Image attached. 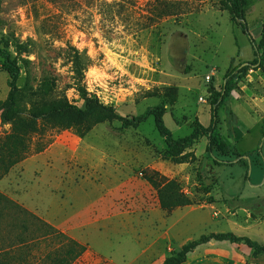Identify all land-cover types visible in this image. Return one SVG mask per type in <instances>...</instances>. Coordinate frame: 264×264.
<instances>
[{
  "label": "rangeland",
  "instance_id": "374dc122",
  "mask_svg": "<svg viewBox=\"0 0 264 264\" xmlns=\"http://www.w3.org/2000/svg\"><path fill=\"white\" fill-rule=\"evenodd\" d=\"M245 20L264 56V0H248ZM0 38L17 59L18 85L28 71L34 86L49 80L52 96L82 105L85 95H96L122 115L161 105L174 138L189 134L195 121L209 125L225 74L248 66L216 110V130L243 155L239 162L207 153L206 137L174 160L151 115L136 128L113 120L81 134L45 131L47 143L29 154L32 161L0 171V192L86 249L66 253L28 221L22 233L26 216L7 209L0 264H161L209 232L264 243V62L248 65L254 47L222 0H0ZM17 43L27 51L17 53ZM70 47L88 57L81 76ZM8 78L0 58V99ZM7 131L0 123V135ZM213 155L233 162L214 163ZM154 172L175 179L192 203L161 209ZM17 235L27 241L17 243ZM215 245L221 253L197 246L182 264H264L244 244Z\"/></svg>",
  "mask_w": 264,
  "mask_h": 264
},
{
  "label": "trees",
  "instance_id": "16d2710c",
  "mask_svg": "<svg viewBox=\"0 0 264 264\" xmlns=\"http://www.w3.org/2000/svg\"><path fill=\"white\" fill-rule=\"evenodd\" d=\"M222 3L229 11L231 18L241 27L242 32L248 36L251 45L254 47V58L248 65H263V53H259V45L250 36L245 20V7L248 4V0H222ZM27 48V43H17L15 51L21 53L27 51ZM70 50L72 52L69 60L72 63L74 72L81 76L83 69L88 63V57L75 47H70ZM0 58L2 69L8 74V85L10 88L6 97L0 99V123L9 126V131L0 135V171L6 170L30 153L39 151L44 147L47 142H42L41 140L47 130L71 129L77 134H81L84 126H92L113 120L120 121L125 127L136 128L149 115L153 116L156 130L164 138L169 153L176 161L181 158L187 149L197 143L201 137H206L205 150L210 155L213 154V151H216L221 157L233 156L237 162L243 158V155L233 149L217 132L216 110L224 99L229 97L232 89L236 87L235 74L246 71L248 66L244 63H239L228 71L224 76L220 91L214 93L209 125L203 126L199 121H195L189 134L174 138L170 129L164 124L161 105L148 106L141 114L137 115L119 114L114 106L105 104L96 95H85L83 104L77 105L69 101L65 96H52L53 89L47 78L34 86L28 71H26L24 83L21 86L18 85L20 67L17 64L16 57L8 49L7 43L1 38ZM169 96L171 101L175 99L173 93H169ZM32 135H37L38 139L33 140ZM213 162L221 164L233 161L213 155ZM154 176H158L160 181V186L156 190V200L161 209L172 210L192 203V199L182 190L181 185L175 179L168 178L157 172H154ZM7 209L26 216L25 223L21 224L22 233L27 230L28 221L29 226L33 225L34 230H38L40 235L57 240L62 251L75 256H79L85 251V245L68 237L0 192V222ZM212 239L244 244L251 249L254 256L264 253V243H260L248 236L237 235L233 232H209L188 240L179 249L167 255L161 264H182L186 261L188 253L193 251L198 245ZM16 240L17 243H24L27 238L19 235ZM13 244H15V241H10L5 247Z\"/></svg>",
  "mask_w": 264,
  "mask_h": 264
},
{
  "label": "crops",
  "instance_id": "0c3cea01",
  "mask_svg": "<svg viewBox=\"0 0 264 264\" xmlns=\"http://www.w3.org/2000/svg\"><path fill=\"white\" fill-rule=\"evenodd\" d=\"M28 161H32L31 159H30V155L29 156H27L26 158H23L22 160H20L19 162H17L16 164H14V166H18V167H21V168H24V164L26 163V162H28ZM14 166H12V167H14ZM15 168V167H14ZM21 172H23V171H21ZM6 176L5 175H3L2 177H0V181H2V180H4V178H5ZM24 206H26V205H24ZM26 207H28V206H26ZM30 209V208H29ZM29 209H27L28 211H30L31 213H33L31 210H29ZM34 214V213H33ZM35 215V214H34ZM250 217H251V215H250ZM245 220H246V218H245ZM45 221V220H44ZM47 222V221H46ZM215 244H229V245H233V244H236V243H231V242H229V241H227V240H210V241H208V242H206V243H203V244H200V245H198V247H201L202 249H206V251H208V252H211V253H215V254H219V253H221V249H219V248H214V246L215 247H221V246H218V245H215ZM236 245H238V244H236ZM210 246H213V247H210ZM199 250V249H198ZM262 254H264V253H260V254H257V256L255 257V258H253V259H259L260 257H261V259H264V257H263V255Z\"/></svg>",
  "mask_w": 264,
  "mask_h": 264
},
{
  "label": "built area",
  "instance_id": "2783aa9c",
  "mask_svg": "<svg viewBox=\"0 0 264 264\" xmlns=\"http://www.w3.org/2000/svg\"><path fill=\"white\" fill-rule=\"evenodd\" d=\"M213 73H210V74H205L204 75V79H205V82L209 81L210 78L212 77ZM201 101H205L203 97H200L199 98Z\"/></svg>",
  "mask_w": 264,
  "mask_h": 264
}]
</instances>
